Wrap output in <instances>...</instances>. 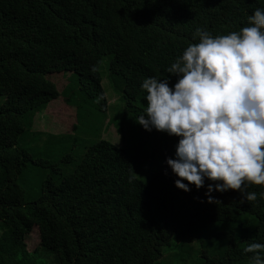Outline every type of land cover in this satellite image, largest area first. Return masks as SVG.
Instances as JSON below:
<instances>
[{"label":"trees","instance_id":"16d2710c","mask_svg":"<svg viewBox=\"0 0 264 264\" xmlns=\"http://www.w3.org/2000/svg\"><path fill=\"white\" fill-rule=\"evenodd\" d=\"M256 8L264 0H0V264H250L243 249L264 244V186L248 183L257 199L243 202L213 190V203L210 181L176 188L165 159L179 138L136 118L142 81L166 77L171 88L178 77L166 69L198 43L197 27L238 32ZM105 57L122 104L119 147L101 139ZM58 73L68 77L61 90L48 79ZM59 96L79 103L80 133L33 131ZM33 227L39 246L28 251Z\"/></svg>","mask_w":264,"mask_h":264},{"label":"clouds","instance_id":"9594fccd","mask_svg":"<svg viewBox=\"0 0 264 264\" xmlns=\"http://www.w3.org/2000/svg\"><path fill=\"white\" fill-rule=\"evenodd\" d=\"M194 37L198 43L166 69L178 77L171 88L166 77L142 81L146 107L136 122L179 138L174 158L165 159L176 188L199 189L207 180L206 202H215L213 190L229 189L241 202L255 201L245 188L264 186V10L256 8L238 32L213 37L197 27ZM243 251L253 254L250 264H264V244Z\"/></svg>","mask_w":264,"mask_h":264},{"label":"rangeland","instance_id":"374dc122","mask_svg":"<svg viewBox=\"0 0 264 264\" xmlns=\"http://www.w3.org/2000/svg\"><path fill=\"white\" fill-rule=\"evenodd\" d=\"M108 58H103L99 72L101 76V87L104 91L106 98L107 111L104 120L105 130L101 134V139L111 143L115 147L121 145L120 134L118 132L119 120L121 117L122 104L118 100L117 96L113 93L111 86L106 79L107 75ZM49 81L56 85L58 90H61L68 81V77L65 74L58 73L48 76ZM4 98L0 97V105L3 103ZM82 110L79 107L77 101L64 102L63 98L59 96L57 99L52 100L46 107L40 109L34 118L33 131L50 133V134H72L78 135L80 133ZM113 120L112 122H109ZM107 125V126H106ZM44 139V137H43ZM26 149L30 152H38L41 147V143L37 145V150L34 142L28 135H24L21 142ZM55 157L57 153V147L54 146V150L51 151ZM35 169H37L35 167ZM35 169L32 175L39 170ZM35 193L32 194V196ZM3 232V227L0 222V235ZM25 244L28 251H34L39 246V234L36 227H33L31 232L25 237Z\"/></svg>","mask_w":264,"mask_h":264}]
</instances>
